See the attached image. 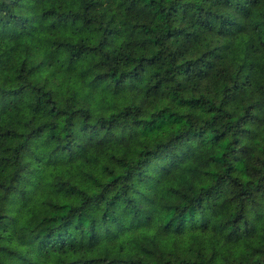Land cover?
<instances>
[{
	"label": "trees",
	"instance_id": "obj_1",
	"mask_svg": "<svg viewBox=\"0 0 264 264\" xmlns=\"http://www.w3.org/2000/svg\"><path fill=\"white\" fill-rule=\"evenodd\" d=\"M0 12V264H264V0Z\"/></svg>",
	"mask_w": 264,
	"mask_h": 264
},
{
	"label": "rangeland",
	"instance_id": "obj_2",
	"mask_svg": "<svg viewBox=\"0 0 264 264\" xmlns=\"http://www.w3.org/2000/svg\"><path fill=\"white\" fill-rule=\"evenodd\" d=\"M40 8H41V4L40 3H37L34 7H32V8H24V9H21V10H19L20 12H22V11H29V12H32V13H38L39 12V10H40ZM0 15L5 19V21H7L8 20V17H7V15L5 14V13H1L0 12Z\"/></svg>",
	"mask_w": 264,
	"mask_h": 264
}]
</instances>
